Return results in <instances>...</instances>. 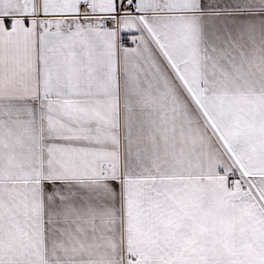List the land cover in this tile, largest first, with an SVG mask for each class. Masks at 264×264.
Here are the masks:
<instances>
[{"label": "snow or ice", "instance_id": "snow-or-ice-1", "mask_svg": "<svg viewBox=\"0 0 264 264\" xmlns=\"http://www.w3.org/2000/svg\"><path fill=\"white\" fill-rule=\"evenodd\" d=\"M0 264H264V0H0Z\"/></svg>", "mask_w": 264, "mask_h": 264}]
</instances>
